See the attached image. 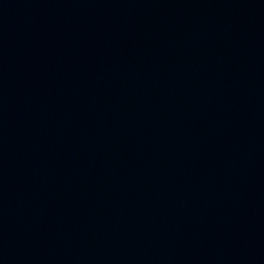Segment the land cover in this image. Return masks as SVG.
Returning <instances> with one entry per match:
<instances>
[{
	"label": "water",
	"instance_id": "95a60500",
	"mask_svg": "<svg viewBox=\"0 0 264 264\" xmlns=\"http://www.w3.org/2000/svg\"><path fill=\"white\" fill-rule=\"evenodd\" d=\"M175 0H0V264H69Z\"/></svg>",
	"mask_w": 264,
	"mask_h": 264
}]
</instances>
